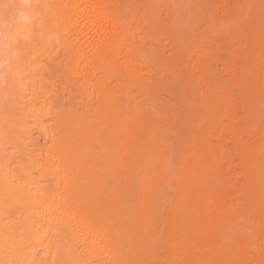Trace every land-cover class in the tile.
Instances as JSON below:
<instances>
[{"label":"bare ground","instance_id":"obj_1","mask_svg":"<svg viewBox=\"0 0 264 264\" xmlns=\"http://www.w3.org/2000/svg\"><path fill=\"white\" fill-rule=\"evenodd\" d=\"M0 264H264V0H0Z\"/></svg>","mask_w":264,"mask_h":264},{"label":"snow or ice","instance_id":"obj_2","mask_svg":"<svg viewBox=\"0 0 264 264\" xmlns=\"http://www.w3.org/2000/svg\"><path fill=\"white\" fill-rule=\"evenodd\" d=\"M5 9H9L11 7H13V5H4ZM42 23V21H40Z\"/></svg>","mask_w":264,"mask_h":264}]
</instances>
